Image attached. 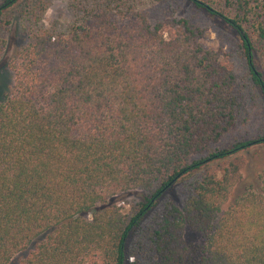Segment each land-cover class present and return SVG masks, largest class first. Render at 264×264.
I'll return each instance as SVG.
<instances>
[{
  "label": "trees",
  "instance_id": "obj_1",
  "mask_svg": "<svg viewBox=\"0 0 264 264\" xmlns=\"http://www.w3.org/2000/svg\"><path fill=\"white\" fill-rule=\"evenodd\" d=\"M37 1L0 0V16ZM86 1L69 32L29 37L10 63L0 264H264V171L226 209L240 161L195 174L264 143V120L227 138L243 104L264 109V0H186L194 13L158 21L142 0ZM201 12L230 29V51L201 42ZM178 183L182 207L164 197ZM137 189L129 211L111 202Z\"/></svg>",
  "mask_w": 264,
  "mask_h": 264
},
{
  "label": "rangeland",
  "instance_id": "obj_2",
  "mask_svg": "<svg viewBox=\"0 0 264 264\" xmlns=\"http://www.w3.org/2000/svg\"><path fill=\"white\" fill-rule=\"evenodd\" d=\"M151 21H158L170 16L189 15L194 13L186 0H142ZM27 3H25L26 5ZM28 13L26 6L20 4L7 10L5 15L0 16V100L2 94L8 92L14 82V73L10 63L16 58L19 47L29 37L46 32L55 35H64L73 28L83 17L87 8L86 0H38ZM2 19V21H1ZM9 21V22H8ZM197 25L204 28L201 42L208 48H223V52L230 51L227 33L230 29L218 19L204 12L199 14ZM2 30V33H1ZM225 59V58H224ZM244 63L239 61L236 72L240 80L244 76ZM264 109L251 103L243 104L238 108V118L235 126L227 135L228 139L235 137H255L259 125L263 122ZM231 159L240 161L241 179L237 182L230 193L224 209L248 188L257 189L261 183L260 175L264 171V143H256L250 148L232 155L229 158L215 161L195 174L214 171L219 174L220 170L228 165ZM181 184L172 186L164 197L171 203L183 206L186 194L181 190ZM142 190H131L111 199L112 203L122 207L123 211H129L131 204L140 201L143 197ZM183 239L191 248L199 247L204 243V234L200 231L186 227L183 231ZM25 253L16 254L10 264H18L19 258Z\"/></svg>",
  "mask_w": 264,
  "mask_h": 264
}]
</instances>
